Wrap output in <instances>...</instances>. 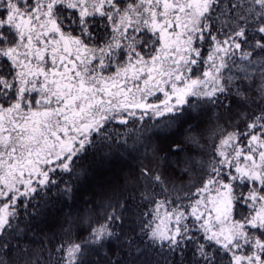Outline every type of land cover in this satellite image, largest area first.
I'll return each mask as SVG.
<instances>
[{"label":"snow or ice","instance_id":"snow-or-ice-1","mask_svg":"<svg viewBox=\"0 0 264 264\" xmlns=\"http://www.w3.org/2000/svg\"><path fill=\"white\" fill-rule=\"evenodd\" d=\"M0 264H264V0H0Z\"/></svg>","mask_w":264,"mask_h":264}]
</instances>
